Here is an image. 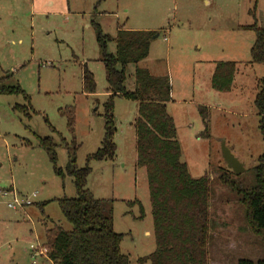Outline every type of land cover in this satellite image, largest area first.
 <instances>
[{
    "label": "rangeland",
    "instance_id": "374dc122",
    "mask_svg": "<svg viewBox=\"0 0 264 264\" xmlns=\"http://www.w3.org/2000/svg\"><path fill=\"white\" fill-rule=\"evenodd\" d=\"M96 3L97 0H0V84L19 87L24 92L0 94V264H51L46 252L35 263L30 257V245L45 249V228L40 222L43 218H49L48 228L56 225L71 230L54 200L76 198L67 164L73 157L77 167L82 168L87 156L101 147L103 104L107 99L92 22L111 37L116 35L117 27L123 26L151 29L159 35L138 67L168 80L166 108L174 120L181 161L193 178L207 173L211 180L210 217L214 227L210 263L264 260L260 239L242 231L244 209L236 193L218 182L220 175L227 174L235 184L251 187L252 170L264 154L260 118L254 106L264 65L251 63L249 51L254 33L238 29L254 23L264 28V0ZM250 11L255 12V21ZM114 50V44L109 43L107 51ZM218 62L237 65L231 92L212 93L210 79ZM84 66L94 77L93 96L82 93ZM134 70L133 65L126 69L128 91L135 89ZM202 104L209 106L205 107L209 138L201 136L198 105ZM66 107L75 111L72 134L60 114ZM113 112L115 157L89 163L91 173L86 188L95 199L113 201V230L123 235L120 251L130 264H139L138 259L150 255L155 244L146 173L135 167L133 123L137 104L117 97ZM45 137L57 146L55 164L38 145V138ZM223 147L242 166L239 175L227 167ZM7 191L37 196L30 206L11 210L7 204L12 196L3 195ZM136 201L142 206V214ZM46 202L41 211L39 204Z\"/></svg>",
    "mask_w": 264,
    "mask_h": 264
},
{
    "label": "trees",
    "instance_id": "16d2710c",
    "mask_svg": "<svg viewBox=\"0 0 264 264\" xmlns=\"http://www.w3.org/2000/svg\"><path fill=\"white\" fill-rule=\"evenodd\" d=\"M103 1L97 0L96 5L99 6ZM249 14L255 21V12L250 11ZM92 27L109 93L103 104V138L101 147L87 156L84 167L78 168L73 157L68 161L66 170L72 178L76 198L63 197L54 201L71 230L65 231L56 225L45 227L44 248L47 259L51 264H130L128 257L120 251L123 235L116 234L113 230V201L95 199L86 188L87 178L91 173L89 163L113 160L115 157L113 138L116 126L113 110L114 99L119 97L137 104V116L133 123L136 138L135 167L145 170L151 207L155 249L147 257L139 258L138 263L209 264L208 247L213 240L211 230L214 227L210 217L211 180L207 173L200 178H193L187 165L181 161V147L174 120L166 109L170 95L168 80L152 76L146 69L138 67L148 57L150 44L158 34L128 31L118 27L116 35L111 37L103 34L95 22H92ZM240 29L254 33L255 38L249 51L251 63L264 65V28H259L254 23ZM109 43L115 46L113 53L107 51ZM129 65L135 68L134 91H128L125 87L126 69ZM235 73V63H216L210 80L211 89L219 93L229 92ZM257 87L254 106L264 138V78L258 81ZM95 91L94 77L84 66L82 93L94 95ZM0 94L24 95V92L19 87H4L0 84ZM198 113L203 125L201 136L209 138L208 111L205 107L198 106ZM60 114L65 118L67 129L72 134L74 108L66 107ZM45 122L47 123L46 120ZM51 132H54L52 128ZM38 145L46 152L51 163L55 164L57 146L52 139L38 138ZM56 172L59 173L58 170ZM252 173L254 181L247 189L232 182L227 174L220 175L218 182L236 193L237 201L244 209L242 231L259 238L264 247V154L257 159ZM135 203L142 214L140 202ZM47 204L48 202L39 204L40 210ZM237 264H264V260L256 263L239 260Z\"/></svg>",
    "mask_w": 264,
    "mask_h": 264
},
{
    "label": "built area",
    "instance_id": "2783aa9c",
    "mask_svg": "<svg viewBox=\"0 0 264 264\" xmlns=\"http://www.w3.org/2000/svg\"><path fill=\"white\" fill-rule=\"evenodd\" d=\"M164 41H166V38H164ZM3 195L4 196H8V195L12 196V200L10 201V203L7 204V208L11 209V210H16L18 208L22 209L24 207L30 206L33 203L32 199L36 198V196H37L36 193L31 194L30 196H20L15 191L3 192ZM29 249H30V253H31L30 257L33 260V263H35L34 260L37 257H41L46 252L45 249H42L38 245H30Z\"/></svg>",
    "mask_w": 264,
    "mask_h": 264
},
{
    "label": "water",
    "instance_id": "95a60500",
    "mask_svg": "<svg viewBox=\"0 0 264 264\" xmlns=\"http://www.w3.org/2000/svg\"><path fill=\"white\" fill-rule=\"evenodd\" d=\"M157 38V35L154 36L153 39ZM223 158L227 164V167L232 170L233 173L236 175H239L241 172H243L242 166L239 164V162L231 155L229 150L225 147L222 148Z\"/></svg>",
    "mask_w": 264,
    "mask_h": 264
},
{
    "label": "crops",
    "instance_id": "0c3cea01",
    "mask_svg": "<svg viewBox=\"0 0 264 264\" xmlns=\"http://www.w3.org/2000/svg\"><path fill=\"white\" fill-rule=\"evenodd\" d=\"M207 3V2H206ZM118 28V27H117ZM241 28V27H240ZM240 28H238L239 30H245V29H240ZM123 29L124 30H128V31H147V32H154L153 30H151V29H149V30H137V29H125L124 28V26H123ZM166 32H168V30L166 31ZM157 37H159V35L157 36ZM164 38H166V37H164ZM165 42H169V44H170V46L172 45V43H171V41L169 40L168 41V39L166 38V41ZM151 44H152V42H151ZM151 44H150V46H151ZM150 50V49H149ZM235 63V62H234ZM236 64V63H235ZM237 66V65H236ZM215 67V66H214ZM213 71H214V68H213V70H212V74H213ZM212 74H211V77H212ZM211 80V79H210ZM234 81V80H233ZM211 86V85H210ZM232 87H233V83H232ZM231 90H232V88H231ZM231 90L229 91V92H231ZM214 92V90H212V93ZM216 93H219V92H216ZM228 93V92H227ZM89 96H93V95H89ZM106 96L108 97L109 96V93L107 92V89H106ZM198 106H202V107H209L208 105H204V104H202V105H198ZM167 109V108H166ZM10 189H13V188H10ZM17 194H20L19 192H17ZM22 196V195H21ZM49 218L48 217H46V218H43L40 222H41V225H43L44 226V228L47 226L46 225V223L47 222H49V220H48ZM211 242H213V240L211 241ZM209 250H210V244H209V247H208V254L210 253L209 252ZM43 259V258H42ZM42 261H44V262H46L44 259L42 260ZM51 263V262H50ZM209 264H211L210 263V260H209Z\"/></svg>",
    "mask_w": 264,
    "mask_h": 264
}]
</instances>
